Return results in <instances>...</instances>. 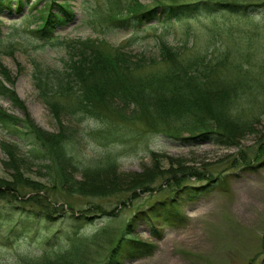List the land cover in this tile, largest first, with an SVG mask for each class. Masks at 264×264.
Wrapping results in <instances>:
<instances>
[{
    "label": "rangeland",
    "instance_id": "rangeland-1",
    "mask_svg": "<svg viewBox=\"0 0 264 264\" xmlns=\"http://www.w3.org/2000/svg\"><path fill=\"white\" fill-rule=\"evenodd\" d=\"M7 1L0 2V79L15 91L23 104L20 107L9 97L0 96V109L20 118L29 116L34 128L43 133L59 134L65 129V134L71 136L74 132L79 140L74 156L77 155L75 159L80 165L95 169L98 164L95 161L106 154H112L117 162L116 167L99 172H86L63 162L46 166L51 164L47 159L50 155H44L43 151L49 147L38 143L33 147V137L29 135L15 139L21 146L17 148L20 166L12 172L5 164L7 157L2 147L12 146L14 135L0 126V180L16 187L13 193L20 199L41 195L42 198L37 196L38 200L45 203L47 200L51 206L65 209V212L53 210L54 218L50 223L40 224L41 230L22 233L17 251L30 249V253L39 254L54 235L59 241L67 239L71 224L63 214L75 212L76 215L87 214L91 222L72 238L70 253L54 264H104L127 228L131 236L154 247L151 254L123 264H264V0H238L248 6L251 4L246 8L247 16L220 9L166 23L162 22L161 7L165 6L162 3L204 0H138L144 3L146 12L159 5L156 14H151L156 17L126 23L112 22L109 15L129 17L131 11L127 6L134 0H69L75 17L58 26L54 31L56 37L50 42L39 40L31 30L40 24L37 9H41L46 0H25L22 8L16 0ZM53 9L60 12L57 5ZM30 12L31 17L24 18ZM87 37L101 38L103 45L109 43L114 48L123 46L136 59L157 58L158 44L165 38L183 49V58L203 54L212 63L227 61L220 65H223L220 82L226 85L239 79L242 84L238 93L228 94L227 101L223 100L226 104L231 98L240 100L252 125L242 132L237 131L233 134L235 137L228 136L232 142L225 145L201 139L196 144H188L158 134L151 135L149 144L141 138L123 147L119 142L107 143L106 138L100 145L92 136L99 121L91 117L85 120L63 111L56 116L34 83L36 66L39 70L43 67L62 69L64 59L68 58L69 40ZM159 60L156 66L148 65L144 69L163 68L165 63ZM2 71L9 77L1 74ZM256 77L263 90L259 93L260 100H255L257 93L241 97L250 86L256 87L249 80L256 82ZM217 96L219 103L222 96ZM213 119L206 126L217 128ZM221 130L226 133L225 127ZM182 133L191 132L186 129ZM141 173L154 176L143 183L144 189L133 182ZM116 181L121 188L114 185ZM110 184V191L104 192L102 189ZM186 184H206L207 192L196 200H188L181 192L186 197L181 198L177 192ZM148 185L151 190H146ZM32 187L41 191L37 193ZM172 199L180 204L179 211L185 215V221L180 218L179 226H171L161 220H149L153 205L165 203L169 207ZM38 200L30 203L38 204ZM22 204H26V208L31 205ZM15 222V219L0 220V239L9 234ZM48 226L52 233L45 244L43 238L50 232ZM14 247L0 245V255L3 252L11 255L16 250Z\"/></svg>",
    "mask_w": 264,
    "mask_h": 264
},
{
    "label": "trees",
    "instance_id": "trees-1",
    "mask_svg": "<svg viewBox=\"0 0 264 264\" xmlns=\"http://www.w3.org/2000/svg\"><path fill=\"white\" fill-rule=\"evenodd\" d=\"M10 1L12 0L7 2ZM16 1L20 8L24 6L25 0ZM27 1L30 2V0ZM213 1L162 3L165 5L161 7L164 16L162 22H170L176 18L187 19L189 16L207 11L216 12L220 9L231 11L239 16L249 15L246 8L251 4L248 6L238 0ZM0 2L5 4L6 0H0ZM57 2L58 0H46L43 9H37L39 12L36 15H39L41 22L36 29L31 30L39 40L50 42V39L56 37L54 36L56 28L62 23L72 21L75 17V10L69 0H63L59 4ZM56 5L60 12L53 9ZM158 6L146 12L144 3L134 0L133 4L127 6V10L131 11L129 17H118L116 14H111L109 20L126 23L136 19L145 22L150 17H156L151 14H156ZM28 17H31V12L24 18ZM158 45V57L148 60L146 57L140 59L132 57L123 46L114 48L109 43L103 45L101 38H74L68 42V58L64 59L62 69L43 67L39 70L40 67L36 66L34 83L40 90L41 97L49 104L56 116L57 113L63 111L68 115L81 116L85 120L91 117L99 121L96 130L92 131V136L100 142V145L104 144L106 138L107 143L119 142V145L123 147L136 143L141 138L149 144L153 134L165 135L172 140L188 144H196L201 139L225 145L232 142L228 136H234L233 134L237 131L242 132L243 128L246 129L252 125L248 119L249 115H246L247 111L242 109L240 100L232 101L233 98H231L227 104L223 100L227 101L228 94L234 96L238 93V87L242 84L239 79L226 85L220 82L221 67L227 61L221 62L223 65L220 66L221 63H212L203 54L188 55L187 58H183V49L172 45L165 38H161ZM160 58L165 63L163 68L159 67L149 71L144 69L145 66L159 64ZM0 68L2 69L1 66ZM1 74L9 77L6 71H2ZM249 80L256 84V87L250 86V90L241 93L240 96L243 94L241 97L247 95L250 97L252 93H257L255 100H260L259 93L261 94L263 90L260 89L262 86L258 83L259 79L256 77V82ZM217 95L222 96L219 103L216 102ZM0 96L9 97L15 105L20 107L23 104L15 91L8 88L1 79ZM128 110H131V113L127 114ZM210 119L218 124L217 128L206 126ZM242 120L246 123L242 124ZM33 124L29 116L20 118L0 109V126L5 127L14 135L11 148L2 147L7 157L5 164L11 168L12 172L20 166L17 148L20 149L21 146L15 139L30 136L33 137V147L37 145L36 143L39 146L49 147L43 151L44 155H50L47 159L51 161V164L46 166L63 162L66 166L69 165L86 172L88 170L108 171L117 166L112 154H106L103 158L97 159L95 162L98 164H95V169L80 165L78 159H75L77 155L74 156V148L79 143L74 132L71 136L65 134V129L59 134L43 133L35 129L36 126ZM224 127L226 133L221 130ZM186 129H189L191 133L184 135L182 132ZM51 145L54 146V150ZM143 175L142 173L138 175L133 182L144 189L143 183L152 180L154 176L151 178L149 174ZM174 180L179 181L178 177H174ZM177 181L174 182L178 183ZM118 183L116 181L114 185L121 188ZM12 186L11 183L0 180V220H5V222L16 220L9 228V234L0 239V245L10 246L11 249L15 246L14 250H16L11 255L3 252L0 255V264H54L55 261H60L61 257L70 253L69 245H71L72 238L78 235L81 228L91 222V218L87 214L76 215L75 212L63 214V217L70 219L71 224L67 229L69 231L67 239L59 241L57 235H54L47 240V236L52 233L49 225L47 229L50 232L43 238L44 242L47 240L48 246L41 249L39 254L30 253V249L29 251L25 249L17 251L20 247L19 239L22 233L41 230L43 226L40 224L46 221L50 223L54 218L53 210L62 209L65 212V209L51 206L47 200H45L46 203L44 200H38L42 198L41 195H37L40 198L36 196L25 199L24 196L20 199L13 193L16 187L12 188ZM110 186L111 184L102 190L110 191ZM207 186L206 184L199 186L186 184L177 193L181 198L196 200L198 196L206 194ZM149 187L150 185L146 187V190H151ZM32 189L37 193L41 191L38 187L36 189L32 187ZM9 196L11 197L5 200ZM3 199L5 201L1 202ZM32 200H38V204L30 203ZM22 202L31 205L26 208V204ZM35 204L38 206L36 207ZM169 204V207H166L165 203L159 206L153 205L149 220H161L164 224L179 226L177 221L180 218L185 221V215L180 214V204L176 199H172ZM130 234L127 228L125 234L113 246L104 264H123L126 260L153 252V244L137 240ZM18 253L19 256H17Z\"/></svg>",
    "mask_w": 264,
    "mask_h": 264
}]
</instances>
